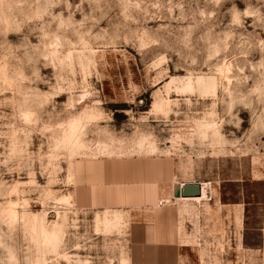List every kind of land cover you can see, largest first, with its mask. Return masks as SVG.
<instances>
[{
    "label": "rangeland",
    "instance_id": "obj_1",
    "mask_svg": "<svg viewBox=\"0 0 264 264\" xmlns=\"http://www.w3.org/2000/svg\"><path fill=\"white\" fill-rule=\"evenodd\" d=\"M0 264H264V0H0Z\"/></svg>",
    "mask_w": 264,
    "mask_h": 264
},
{
    "label": "water",
    "instance_id": "obj_2",
    "mask_svg": "<svg viewBox=\"0 0 264 264\" xmlns=\"http://www.w3.org/2000/svg\"><path fill=\"white\" fill-rule=\"evenodd\" d=\"M175 198L192 199L203 196V186L201 183H187L183 186L177 184L174 186Z\"/></svg>",
    "mask_w": 264,
    "mask_h": 264
},
{
    "label": "bare ground",
    "instance_id": "obj_3",
    "mask_svg": "<svg viewBox=\"0 0 264 264\" xmlns=\"http://www.w3.org/2000/svg\"><path fill=\"white\" fill-rule=\"evenodd\" d=\"M177 184L182 185L181 183H177ZM208 184L209 183H205L204 185H202L203 186V196L201 198H192V199L177 198L176 200L197 201V202L208 201V200H210V197H211L209 189H208Z\"/></svg>",
    "mask_w": 264,
    "mask_h": 264
},
{
    "label": "crops",
    "instance_id": "obj_4",
    "mask_svg": "<svg viewBox=\"0 0 264 264\" xmlns=\"http://www.w3.org/2000/svg\"><path fill=\"white\" fill-rule=\"evenodd\" d=\"M205 183H202V185H204ZM177 199V198H176Z\"/></svg>",
    "mask_w": 264,
    "mask_h": 264
}]
</instances>
